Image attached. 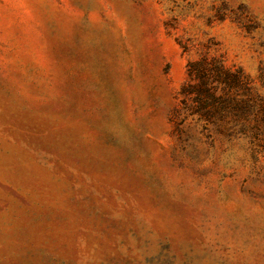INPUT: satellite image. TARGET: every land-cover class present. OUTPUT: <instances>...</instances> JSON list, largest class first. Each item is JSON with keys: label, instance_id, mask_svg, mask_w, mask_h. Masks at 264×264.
Listing matches in <instances>:
<instances>
[{"label": "rangeland", "instance_id": "rangeland-1", "mask_svg": "<svg viewBox=\"0 0 264 264\" xmlns=\"http://www.w3.org/2000/svg\"><path fill=\"white\" fill-rule=\"evenodd\" d=\"M184 42L264 95V0H0V264H264V133L176 117Z\"/></svg>", "mask_w": 264, "mask_h": 264}, {"label": "trees", "instance_id": "trees-1", "mask_svg": "<svg viewBox=\"0 0 264 264\" xmlns=\"http://www.w3.org/2000/svg\"><path fill=\"white\" fill-rule=\"evenodd\" d=\"M181 46L188 55L187 79L180 92L184 107L175 110L176 117L198 115L219 131L263 134L264 95L251 77L241 67L229 66L208 42Z\"/></svg>", "mask_w": 264, "mask_h": 264}]
</instances>
